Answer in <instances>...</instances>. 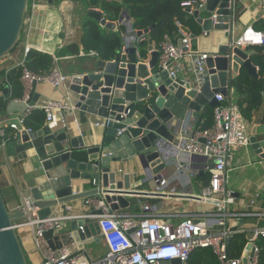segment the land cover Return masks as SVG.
Segmentation results:
<instances>
[{
    "label": "water",
    "instance_id": "95a60500",
    "mask_svg": "<svg viewBox=\"0 0 264 264\" xmlns=\"http://www.w3.org/2000/svg\"><path fill=\"white\" fill-rule=\"evenodd\" d=\"M28 1L0 0V60L20 40ZM47 1L52 3V0ZM190 1L195 9L185 11L203 32L221 30L228 40L216 54L206 59L207 72L201 83L180 84L170 79L167 72L159 70L156 67L159 51L153 50L151 41H148L146 49L150 59L146 63L141 62L143 56L139 43L128 41L126 37L122 42L124 51L117 52L114 60L83 65L69 80V100L73 111L66 113L70 116L78 113L81 122H85L87 116L107 121L100 141L85 146L82 138L75 136L71 129L53 130L49 126H43L38 131L19 132L7 141L9 156L35 160L38 165L35 184L28 192L38 219H47L55 207L64 210L68 203L91 196L98 199L99 195L103 196L112 211L127 208L129 197L147 194L131 190L128 176L118 180V173L111 171L110 164L137 158L144 170L141 183L150 193L159 185L160 174L166 170L172 156L169 152H160L158 146L173 143V132L188 116L198 119L206 106H218L215 96L227 97L229 87L241 74L257 77L252 62L253 53L235 45L232 15L235 0ZM203 14L210 16L202 19L200 15ZM212 16H216V24H213ZM125 17L128 19L126 14ZM86 19L98 23L105 30L115 29V24L105 21L99 10L87 8ZM148 31H138L134 35L140 37ZM180 49L188 52L185 45L180 44ZM1 93L6 100L3 109L7 117L22 115L27 109L35 107V103L38 107L47 103L46 99L38 100L33 92L26 103L10 99L8 87L3 88ZM119 131L122 132L121 137L117 136ZM259 136L262 138L249 140L250 149L254 156L264 160V127ZM190 162L198 176L204 174L200 167L211 168L213 164L211 160L197 156L191 157ZM87 185L92 188L84 190ZM78 187L82 189L80 192H77ZM155 196L166 197L162 194ZM230 197L237 198L238 194L230 193ZM187 198L204 201L191 196ZM98 214L91 212V215ZM25 218L20 206L14 212L8 211L0 191V264H28L16 232L19 226L26 223ZM235 230L237 228L232 229ZM98 233L96 220L77 219L66 223L61 233L54 235L48 231L44 236L52 250L75 246L77 251H82ZM231 240L232 237L228 242ZM248 249L249 246H246ZM170 264L181 263L172 260Z\"/></svg>",
    "mask_w": 264,
    "mask_h": 264
},
{
    "label": "crops",
    "instance_id": "0c3cea01",
    "mask_svg": "<svg viewBox=\"0 0 264 264\" xmlns=\"http://www.w3.org/2000/svg\"><path fill=\"white\" fill-rule=\"evenodd\" d=\"M33 2L37 6L31 9L30 4ZM87 8L88 6H85V0H62L59 2L52 0L51 4L47 0H31L28 4L20 43L7 56L0 60V84L5 82L7 74L12 69L23 66L27 55L25 53L26 48L49 55L51 58L54 57L57 60V67L69 79L81 66L97 63L100 59L94 54L95 51L86 54L84 53L82 45L84 37L82 26L86 21ZM95 10L98 9L95 8ZM125 14L128 19H126ZM232 15L233 35L235 39H238L241 32L248 27L264 33V0H235ZM189 16L191 21L186 25H182L180 28L189 36V43L187 45L188 52L184 53L190 55V57L183 56L176 61L174 66L177 78L173 81L180 84L195 83V76L192 73L195 60L201 55H206L208 58L216 54L218 49L228 42L224 37V31L221 30H211L205 33L206 35L204 36L201 26L196 23L191 15ZM209 16L208 14H203L200 15V18L205 19ZM127 21H129V25ZM113 23L115 24V29L113 31L106 30V32H102V36H109L112 33L117 34L119 32L122 43L126 37L129 41V37L131 36L130 30L133 33L138 32L133 29V19L125 7L121 9L117 21ZM120 28H123V30ZM140 32H143V30ZM141 39L148 43L149 33L142 34L136 40ZM175 42L180 47L178 41ZM147 47L148 44L146 45V49ZM152 47L154 51H157L159 46L152 42ZM71 49L77 50V54L70 55ZM246 49L254 55V61L252 62L256 68L257 77L252 78L245 73L241 74L242 76L235 80L229 87L227 97L223 98L219 102V105L223 107L229 106L230 104L238 105L246 123V132L249 140H257L262 138V136H259V132L264 127V46L249 47ZM121 51L124 50L121 49L119 52ZM62 52H67L68 55L60 57L59 54ZM149 55L150 53L146 51L145 57H143L141 62H148L150 59ZM205 70L207 72V69ZM206 72L204 75H206ZM32 92L37 95L38 100L42 101L45 99L47 101L64 100L67 97L71 99L69 82L60 89H52L46 84H36L32 86L30 94ZM10 93H12V90L10 91L9 88ZM17 93H20V91L16 93L13 91V94ZM21 99L22 97L13 100ZM4 101L6 102V100ZM37 108V103H35V107L31 109ZM212 115L213 108L206 106L203 108L198 119L188 116L185 121L180 123L178 130L173 132L175 140H177L178 134L182 130L190 133L204 130L203 128L207 126L208 120H210V117L212 118ZM16 116L7 117L2 108L0 121L3 120L5 122ZM86 118L85 122H81L78 113L74 112L71 116L64 113V120L60 119L58 115L54 117L51 123H46L43 119L41 125L34 127V131L40 130L43 126H49L53 130H58L62 129L63 125H66L65 128L71 129L75 136L82 138L85 146H91L102 138L105 128L101 127L100 124L104 121L103 119L92 118L90 116ZM74 119L78 121V129L74 124ZM6 134L10 136L15 133L6 129ZM121 136L122 133L118 137ZM250 148L251 143L248 148H235L232 150L234 159L232 165L226 170L224 189L229 194H238V197H231L232 201H229L226 208L222 210L223 214L227 213L229 216L224 217L219 230L228 229L232 231L234 228H237V230H246L256 224H264V220L260 221L256 217H235L241 214L257 213L264 209V160H260L254 156ZM183 160L184 158L181 155L180 158H176V164H179ZM167 164L166 170L160 174L168 182V188H165L163 192L175 188V194L169 196H176V198L168 197L166 194H163L166 197H158L156 199L145 198L143 195H135L128 198V207L119 209V212L139 214L141 206L145 203L156 205L159 215L172 214L182 217L206 213L216 214L218 212L216 206L187 198L200 194L204 188L201 177L206 179V183L209 182L208 171H204V174L201 176H198L197 172L193 176L188 172L178 175L177 173L175 174V162L172 157L168 160ZM37 169L38 165L35 160H20L17 155L9 156L6 149L1 152L0 191L9 212H14L21 205L23 198L29 196V189L35 184L34 177ZM110 169L118 173V180H122L125 176H128L131 190L143 194L147 193L145 184L141 183L144 177V170L140 166L137 158L120 163H111ZM89 186H84V190L92 188ZM79 187L77 192L82 190ZM45 194L43 193V195ZM252 201L254 202L253 204ZM67 205L73 206L74 210L78 213L82 211V199L68 203ZM56 208L58 207H55V210H57ZM16 232L27 263L41 264L40 255L32 242V229L29 226H24L16 229ZM59 233H54V235ZM234 235L236 234L232 235V239ZM93 240L86 244L87 246L85 245L83 247V252L88 258L98 260L104 257L106 248L98 237ZM91 243H95V246H90ZM73 247L76 249L75 246Z\"/></svg>",
    "mask_w": 264,
    "mask_h": 264
},
{
    "label": "built area",
    "instance_id": "2783aa9c",
    "mask_svg": "<svg viewBox=\"0 0 264 264\" xmlns=\"http://www.w3.org/2000/svg\"><path fill=\"white\" fill-rule=\"evenodd\" d=\"M98 1L103 2L104 0ZM36 6L34 2L30 4L31 9L36 8ZM181 7L183 9H195L190 0L184 1ZM211 18L213 24H216V16ZM131 31H129L131 35L129 41L140 43L143 39L136 40L139 37H136ZM203 35L206 34L203 33ZM178 36V43L187 46L189 36L181 28L178 29ZM235 45L242 49L264 46V33L248 27L235 40ZM28 51L29 49L26 48L25 53ZM158 51L157 68L167 72L168 77L175 81L177 78L174 68L176 61L183 56L190 57V55L182 52L180 47L171 43L170 40L160 44ZM206 59V55H201L193 63L192 73L195 76V83L203 81L206 72ZM52 62L53 66L50 72L44 76L33 74L20 66L22 67L23 96L17 102L26 103L32 86L36 84H46L52 89H60L69 82V77L65 76L57 67V60L54 57ZM1 98L2 93L0 92ZM215 99L218 106L213 108V124L210 128L192 133L182 130L179 132L177 140L169 145H165V143L159 145L158 150L169 152L172 155L171 157L175 162V174L178 175L184 172H188L192 176L196 174L197 171L193 169L190 162L193 156L206 158L213 162L211 168L202 167L203 171L209 173V182L195 197L204 200L202 203L211 201L223 204L221 206L213 205L218 208L216 214L206 213L182 217L172 214L159 215L157 206L150 203L143 204L139 214L112 211L109 205L104 202L103 196L99 195L98 199L92 196L83 198L82 211L79 213L74 210L73 206L66 205L64 210L58 207L47 219L40 220L32 208L31 198L27 196L23 198L20 205L25 213L26 223L18 228L29 226L32 229V242L40 255L41 264H170L172 260H179L181 264H186L194 252L203 249L211 250L217 264H259L260 249L257 242L259 240L264 241V224H256L246 230L240 229L235 232L228 229L219 230L224 217L229 216L227 213L223 214L222 210L226 208L229 201H232L230 194L224 189L226 170L232 165L234 159L232 150L248 148L250 141L239 106L230 104L223 107L219 105L223 97L217 95ZM33 110L42 112L45 122L51 123L56 115L64 120L63 114L73 111V105L68 97L64 100L47 101L43 107L29 108L24 114L17 115L13 119H8L5 122L1 120L0 154L5 151L8 141L6 129L14 132V136L19 132H32L27 126V121ZM61 123L63 124V122ZM74 124L78 129L79 124L76 119H74ZM106 124L107 121H104L100 126L105 128ZM65 127L66 125H63L62 128ZM121 133V131L117 132V136ZM181 155L184 160L176 164V158H180ZM167 185V179L160 175L159 185L150 193H145L147 195H143V197L156 199L158 198L155 196L156 194L174 195L175 188L163 192L165 188H168ZM91 212H99V214L91 215ZM247 216L256 217L263 221L264 209L257 213L241 214L235 217ZM77 219L96 220L99 229L97 237L106 248L103 258L92 260L87 257L83 250L77 251L73 246L60 250H52L48 246L44 236L46 232L59 233L66 223ZM233 234H245L247 237L246 246H249L248 250L245 246L238 258H231L227 251L228 240ZM245 255H247L246 261L243 263Z\"/></svg>",
    "mask_w": 264,
    "mask_h": 264
},
{
    "label": "trees",
    "instance_id": "16d2710c",
    "mask_svg": "<svg viewBox=\"0 0 264 264\" xmlns=\"http://www.w3.org/2000/svg\"><path fill=\"white\" fill-rule=\"evenodd\" d=\"M55 1L59 2L62 0ZM184 1L186 0H104L103 2H99L98 0H85V6H88L89 9H98L102 13L104 20L112 23L117 21L121 9L125 7L130 17L133 19V29L136 31L149 30L148 41L150 40L159 46L166 42V40H170L171 43L176 44L175 41H178L179 38L178 29L191 21L190 16L181 7ZM82 27L84 31L82 40L84 53L87 54L95 51L94 54H96L101 61L109 62L114 60L116 53L122 49L119 32L117 34L112 33L109 36H102V32H106V30L99 26L98 23L88 19H86ZM120 29L123 30V28ZM20 41L21 40H19L18 44ZM146 45L147 42L145 40L139 43L143 57H145L146 54ZM76 54L77 50L71 49L70 55ZM59 55L60 57H65L68 53L62 52ZM23 68H26L33 74L40 76L47 75L52 68V58L49 55L29 50ZM21 75L22 67L12 69L7 74L5 82L0 84V92H2L3 88L8 87L10 91L12 90V93L9 94L10 99L21 98L23 96L22 86L20 84ZM13 91L14 93L20 91V93L13 94ZM4 103V99L1 98L0 107L3 108ZM43 119L44 116L42 112L33 110L30 113L27 126L34 131V127L41 125ZM212 122L213 115L212 118L210 117V120H208L207 126L203 129L210 128ZM13 136L14 134H11L7 136V139L11 140ZM201 179L203 186L206 187L208 182L206 183V179L203 177H201ZM246 243L247 237L245 234L234 235L227 246L229 256L231 258H238ZM257 245L260 249L259 264H264V241L259 240ZM186 264H217V261L210 249H203L194 252Z\"/></svg>",
    "mask_w": 264,
    "mask_h": 264
},
{
    "label": "rangeland",
    "instance_id": "374dc122",
    "mask_svg": "<svg viewBox=\"0 0 264 264\" xmlns=\"http://www.w3.org/2000/svg\"><path fill=\"white\" fill-rule=\"evenodd\" d=\"M31 2V0H29V3ZM1 110H2V107H1ZM87 246V245H86ZM90 246L94 247L95 246V243H91Z\"/></svg>",
    "mask_w": 264,
    "mask_h": 264
}]
</instances>
